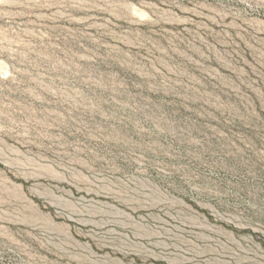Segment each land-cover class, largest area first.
<instances>
[{
	"label": "rangeland",
	"instance_id": "obj_1",
	"mask_svg": "<svg viewBox=\"0 0 264 264\" xmlns=\"http://www.w3.org/2000/svg\"><path fill=\"white\" fill-rule=\"evenodd\" d=\"M0 264H264V0H0Z\"/></svg>",
	"mask_w": 264,
	"mask_h": 264
}]
</instances>
